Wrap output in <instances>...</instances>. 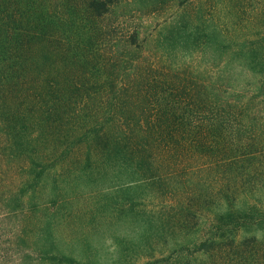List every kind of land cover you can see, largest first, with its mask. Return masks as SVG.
Listing matches in <instances>:
<instances>
[{"label":"trees","instance_id":"obj_1","mask_svg":"<svg viewBox=\"0 0 264 264\" xmlns=\"http://www.w3.org/2000/svg\"><path fill=\"white\" fill-rule=\"evenodd\" d=\"M51 1L0 0V251L13 220L14 263L32 235L106 264L111 233V264H264V38L169 25L149 64L100 26L116 0Z\"/></svg>","mask_w":264,"mask_h":264},{"label":"rangeland","instance_id":"obj_2","mask_svg":"<svg viewBox=\"0 0 264 264\" xmlns=\"http://www.w3.org/2000/svg\"><path fill=\"white\" fill-rule=\"evenodd\" d=\"M54 2L58 3V0H54ZM54 2L51 1L52 8L60 12L61 8ZM71 12L72 7L65 12V17L63 16L65 21L73 22V18L68 19ZM100 23L104 30L111 33L108 40L113 39L120 44L122 52L127 38L137 31L139 44L145 47L142 59L145 58L150 62L149 64H152V62H158L157 56L164 50L159 47L158 40L160 38L163 42L164 27L169 25L188 24L193 27L197 25L201 27H211L215 24L226 25L231 36L235 39L249 42L262 40L264 38V0H116ZM190 58L194 65H200L201 71L211 72L210 66H205L203 57L194 55ZM209 58L207 56L205 60ZM242 78H245L246 82L251 79L246 73ZM15 224V221L9 220L4 224L7 226L2 227L7 236H3L4 239H2L5 247L0 251V257H4L0 264H24L26 262L27 264H38L39 260L32 245L34 242L32 235L27 237L30 244L27 246L22 244L20 247L19 257L15 253L18 262L14 263L16 257L12 254L8 234H11L12 237L14 234L19 235V232H16ZM128 227L130 225L118 227L117 233L122 234ZM111 237V233L102 234L99 237L100 247L103 251L102 261L106 264H111L112 260L106 251L107 248H111ZM8 250L10 251L8 252ZM5 251L8 253H3ZM148 259L142 256L137 264Z\"/></svg>","mask_w":264,"mask_h":264}]
</instances>
